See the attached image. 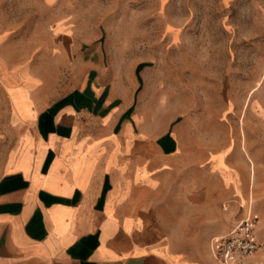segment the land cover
Here are the masks:
<instances>
[{
  "label": "rangeland",
  "instance_id": "1",
  "mask_svg": "<svg viewBox=\"0 0 264 264\" xmlns=\"http://www.w3.org/2000/svg\"><path fill=\"white\" fill-rule=\"evenodd\" d=\"M0 10L42 58L52 37L69 39L57 48L59 90L76 85L84 68L71 65L85 55L132 90L133 108L196 131L197 165L139 206L150 237L208 263L211 238L250 207L264 241V0H0ZM220 150L246 173L245 193L237 178V193L225 184ZM248 264H264V246Z\"/></svg>",
  "mask_w": 264,
  "mask_h": 264
},
{
  "label": "crops",
  "instance_id": "2",
  "mask_svg": "<svg viewBox=\"0 0 264 264\" xmlns=\"http://www.w3.org/2000/svg\"><path fill=\"white\" fill-rule=\"evenodd\" d=\"M59 40L42 58L0 10V264H219L211 241L209 262L195 263L142 227L139 206L197 165L196 131L133 108L132 90L85 55L59 90ZM221 152L233 170L223 181L245 193L246 173Z\"/></svg>",
  "mask_w": 264,
  "mask_h": 264
},
{
  "label": "built area",
  "instance_id": "3",
  "mask_svg": "<svg viewBox=\"0 0 264 264\" xmlns=\"http://www.w3.org/2000/svg\"><path fill=\"white\" fill-rule=\"evenodd\" d=\"M259 217L249 207L245 216L226 233L211 239V250L219 264H248L264 241L257 236Z\"/></svg>",
  "mask_w": 264,
  "mask_h": 264
}]
</instances>
